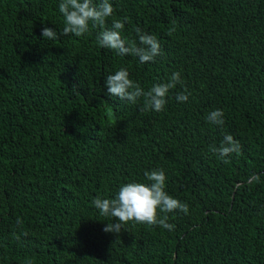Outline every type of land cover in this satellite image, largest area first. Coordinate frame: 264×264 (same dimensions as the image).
<instances>
[{
	"label": "trees",
	"instance_id": "16d2710c",
	"mask_svg": "<svg viewBox=\"0 0 264 264\" xmlns=\"http://www.w3.org/2000/svg\"><path fill=\"white\" fill-rule=\"evenodd\" d=\"M110 2L106 26L154 35V63L100 48L99 29L43 39L62 31L59 0H0V264H264V0ZM121 67L145 91L180 72L188 101L177 85L140 112L107 92ZM226 134L241 145L227 163L209 151ZM159 168L188 214L105 233L92 200Z\"/></svg>",
	"mask_w": 264,
	"mask_h": 264
},
{
	"label": "clouds",
	"instance_id": "9594fccd",
	"mask_svg": "<svg viewBox=\"0 0 264 264\" xmlns=\"http://www.w3.org/2000/svg\"><path fill=\"white\" fill-rule=\"evenodd\" d=\"M58 11L63 17L62 31L57 33L56 30L43 27L41 30L43 39L56 40L60 36L69 34L82 37L90 32V28L99 29L97 44L102 49L111 50L119 56H134L140 64L154 63L155 58L161 55L160 44L154 35L144 33L137 28L135 30L137 39L126 40L121 36L127 22L126 17L113 19L111 28L106 26V21L114 13L110 0H59ZM104 83L108 94L121 101L135 105L143 98L140 112H162L167 104L170 90L175 89L177 85L183 88V91L177 93L175 97L177 102H187L190 95L178 71L172 72L166 81L153 84L147 91L130 79L129 72L124 67L107 75ZM224 116L222 109H214L206 115L205 120L209 124L223 126ZM209 151L227 163L226 157L234 153L240 154L241 145L232 135L226 134L220 145L210 146ZM143 177L147 183L128 182L118 188L113 198L97 196L92 200V204L101 216L114 220L104 227L105 233L118 235L123 225L130 222L149 227L159 226L171 232L175 226L168 222V214L176 211L188 214L187 203L173 198L165 190L167 177L163 168L146 170ZM252 179L253 182H258L259 178L253 176ZM16 223L22 225L21 219L17 218ZM28 264H31V261Z\"/></svg>",
	"mask_w": 264,
	"mask_h": 264
}]
</instances>
